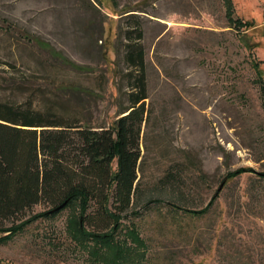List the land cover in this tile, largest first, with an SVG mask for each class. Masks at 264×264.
<instances>
[{
	"label": "rangeland",
	"instance_id": "374dc122",
	"mask_svg": "<svg viewBox=\"0 0 264 264\" xmlns=\"http://www.w3.org/2000/svg\"><path fill=\"white\" fill-rule=\"evenodd\" d=\"M233 7L249 28L229 25L223 0H0V101L52 107L93 127L113 124L130 105L118 15L136 10L149 112L140 139L142 201L122 222H136L157 242H180L184 264L194 245L206 246L215 234L212 249L193 264H234L242 253L264 264V181L255 175L230 181L201 216L171 213L166 203L144 206L159 195L201 209L229 171L264 172V97L252 65L258 61L264 72V0H233ZM171 166L182 170V185L161 182ZM76 209L0 243V264H98L71 240Z\"/></svg>",
	"mask_w": 264,
	"mask_h": 264
},
{
	"label": "trees",
	"instance_id": "16d2710c",
	"mask_svg": "<svg viewBox=\"0 0 264 264\" xmlns=\"http://www.w3.org/2000/svg\"><path fill=\"white\" fill-rule=\"evenodd\" d=\"M223 2L233 29L241 32L250 27L235 17L233 0ZM135 11L124 10L118 15L121 16L118 42L129 69L125 78L130 88L127 93L130 105L113 124L83 126L76 118H65L52 107L0 101V243L22 233L31 223L76 204L78 219L68 228L71 240L94 262L184 264L180 242L166 238L157 242L143 235L136 222L127 225L122 222L123 214L142 201L140 139L149 112L144 30L139 16L132 13ZM124 20L126 25H122ZM248 47L251 50L253 46ZM252 65L264 97V72L258 61L254 60ZM199 171V178L205 181L206 174L203 169ZM245 173L257 176V182L264 181V172L243 166L229 171L223 187L201 209L159 195L145 199L144 206L151 210L152 206L166 203L171 213L201 216L208 213L230 181ZM161 182L166 186L182 185V170L171 166ZM259 186L262 184H255V189ZM37 205H44L45 210L31 213ZM214 238L206 246L203 242L194 245L193 256L188 257L190 264L194 263V255L212 249ZM200 240L197 236V241ZM236 258L234 264L252 263V254L242 253Z\"/></svg>",
	"mask_w": 264,
	"mask_h": 264
},
{
	"label": "water",
	"instance_id": "95a60500",
	"mask_svg": "<svg viewBox=\"0 0 264 264\" xmlns=\"http://www.w3.org/2000/svg\"><path fill=\"white\" fill-rule=\"evenodd\" d=\"M223 186V184L221 185V187Z\"/></svg>",
	"mask_w": 264,
	"mask_h": 264
}]
</instances>
